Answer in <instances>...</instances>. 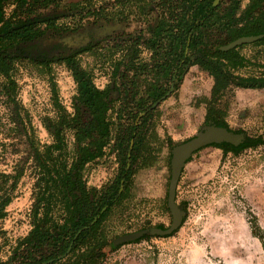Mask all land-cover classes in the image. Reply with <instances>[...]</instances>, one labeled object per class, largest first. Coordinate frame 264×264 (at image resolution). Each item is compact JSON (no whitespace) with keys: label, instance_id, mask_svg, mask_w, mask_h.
<instances>
[{"label":"trees","instance_id":"16d2710c","mask_svg":"<svg viewBox=\"0 0 264 264\" xmlns=\"http://www.w3.org/2000/svg\"><path fill=\"white\" fill-rule=\"evenodd\" d=\"M67 17L75 20L74 28L59 23ZM86 17L128 19L133 28L93 41L74 34L78 43L72 47L65 41L70 36L58 37L61 31L82 27ZM242 36L251 41L229 46ZM48 37L59 39L48 42ZM247 44L264 45V0L244 5L242 0H0V99L15 124V137L26 146L23 163L31 160L37 168L31 229L6 260L0 257V264H94L102 257L104 221L126 197L136 169L148 160L153 105L177 89L188 69L197 65L213 78L206 122L231 129L224 119V96L234 88H264V65L240 52ZM142 48L151 52L147 61L139 60ZM88 50L104 56L110 66V81L103 88L77 59ZM17 59L48 70L52 63H64L76 84L72 112L52 85L56 117L43 119L52 141L42 146L16 99L12 73ZM250 66L261 69L242 72ZM68 130L74 139L71 152L65 141ZM112 139L117 174L99 188L87 185L86 166L105 154ZM168 144L175 145L171 139ZM262 144L261 137L245 135L236 145L214 146L238 154ZM23 168L12 173L0 169V220L7 214ZM251 222L254 233L261 229L255 217ZM257 234L264 246V236Z\"/></svg>","mask_w":264,"mask_h":264},{"label":"rangeland","instance_id":"374dc122","mask_svg":"<svg viewBox=\"0 0 264 264\" xmlns=\"http://www.w3.org/2000/svg\"><path fill=\"white\" fill-rule=\"evenodd\" d=\"M109 1L112 0H90L91 3ZM247 1L242 0V5ZM113 19H110L113 23L104 24V32L117 30L121 25ZM240 52L264 65V45L247 44ZM150 55L148 49L142 48L139 60L147 61ZM77 59L92 73L98 87L109 83L110 66L104 56L88 50L77 55ZM260 69L250 66L242 72ZM12 77L17 85L16 99L22 114L28 115L34 139L40 146L50 143L52 137L43 119L56 117L52 85L59 101L72 112L76 84L70 71L61 62L52 63L48 70L22 59L14 64ZM212 85V76L193 65L177 89L154 106L148 160L136 169L126 197L104 221V255L98 256L94 264H264V246L257 234L264 236V144L245 148L238 154L205 145L189 156L180 169L174 190V201L183 211L181 222L169 234L150 233L151 228L163 230L172 222L167 206L173 147L168 144L169 139L175 145L182 143L213 124L205 119ZM1 101L0 169L12 173L24 167L6 207L7 214L0 220V257L6 260L18 239L31 229L37 168L31 160L23 163L26 146L15 137V124ZM222 101L229 130H240L244 136L261 137L264 141V88H234ZM110 117H114L113 111ZM65 141L71 152L74 139L70 130L65 132ZM112 143L113 139L105 154L86 166L87 185L99 188L117 174L118 160ZM253 217L261 228L259 232L251 229ZM140 230L145 231L134 240L114 242L120 236Z\"/></svg>","mask_w":264,"mask_h":264},{"label":"water","instance_id":"95a60500","mask_svg":"<svg viewBox=\"0 0 264 264\" xmlns=\"http://www.w3.org/2000/svg\"><path fill=\"white\" fill-rule=\"evenodd\" d=\"M249 41H251V38L242 36L233 41V43L229 46L239 45ZM156 105L157 103H155L153 107ZM243 139L244 135L242 133H236L223 126L210 124L203 127L202 130L199 131L195 136L172 147L170 160L171 177L169 180V186L167 191V206L172 214V222L167 228L163 230L155 227L151 228V234H169L181 222L183 211L176 205L174 201V190L177 178L180 173V169L183 166L184 161L189 156H191L192 152L194 150L199 149L200 147L211 143L228 142L236 145L243 141ZM144 231L145 230H140L133 233L125 234L123 236L118 237L114 242L119 243L123 241L134 240L141 236Z\"/></svg>","mask_w":264,"mask_h":264},{"label":"flooded vegetation","instance_id":"af4514ba","mask_svg":"<svg viewBox=\"0 0 264 264\" xmlns=\"http://www.w3.org/2000/svg\"><path fill=\"white\" fill-rule=\"evenodd\" d=\"M69 2H64V3L68 4ZM127 20L128 19H124L122 21L116 20L115 23L121 24V25H119L117 30H113L111 32L108 30V32H104V24L113 23L112 22L113 20H110L108 18L105 19V18H102V17H100L99 19L95 20V18L86 17L84 22H83V24H82V27H80V28H78L76 30L67 31L66 33L61 31L59 33L60 34L62 33V35L58 36V37L59 38H65L67 36H70V39H66L65 41H66V43L68 45H70L72 47V45L74 46V45H76L78 43V42H75L73 40V38H72V36H74V34H76L77 36L89 37L91 39V41H93L92 39H103V38H107V37H109L111 35H114V34H117V33H128V30L133 28V23L131 24L129 22H126ZM59 23H61V24L65 23L66 25H69V27H71V28H74L76 26L75 20L73 18H71V17L60 19ZM59 38H57V39H59ZM57 39L53 40V39H51V37H48L46 39V41L50 42V40H51L52 42H55V41H57ZM18 60H22V59L15 60L14 64ZM24 60H26V59H24ZM27 61H29V60H27ZM214 144H219V143H211V144H208V145H214ZM200 149H201V147L199 149H197V150H194L191 155H193L196 151H198Z\"/></svg>","mask_w":264,"mask_h":264}]
</instances>
